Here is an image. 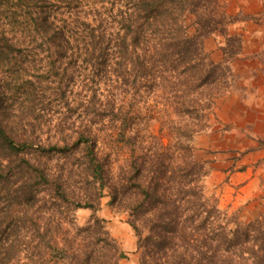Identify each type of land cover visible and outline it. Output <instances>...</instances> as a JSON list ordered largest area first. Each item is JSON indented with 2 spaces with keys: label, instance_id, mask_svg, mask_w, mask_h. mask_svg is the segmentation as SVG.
<instances>
[{
  "label": "trees",
  "instance_id": "trees-1",
  "mask_svg": "<svg viewBox=\"0 0 264 264\" xmlns=\"http://www.w3.org/2000/svg\"><path fill=\"white\" fill-rule=\"evenodd\" d=\"M28 1L30 11L20 8L17 20L0 24V264H120L128 258L97 215L107 185L92 127L77 132L73 145L67 119L49 121L62 144L45 143L41 135L42 84L64 82L56 66L72 64L62 61L70 53L115 65L101 80L118 93L95 118L108 114L117 141L131 149L129 171L112 196L114 202L122 196L130 212L140 264H264V209L250 222L222 211L205 192L209 170L193 146L194 137L210 129L215 100L236 87L232 62L242 55L243 39L229 26L238 17L225 12L222 0H101L80 11L67 3L73 19L59 21L47 5ZM187 16L195 18L193 35ZM218 35L225 39L220 62L205 48ZM29 55L55 59L37 81L31 68L6 77L10 64ZM141 92L155 101L149 116L169 144L163 135H149L153 142L144 145L135 123L140 113L119 105L122 95ZM162 113L169 118L160 121ZM70 150L81 151L99 190L95 197H72L63 175L44 162ZM79 210L92 211L86 224L79 223Z\"/></svg>",
  "mask_w": 264,
  "mask_h": 264
},
{
  "label": "rangeland",
  "instance_id": "rangeland-1",
  "mask_svg": "<svg viewBox=\"0 0 264 264\" xmlns=\"http://www.w3.org/2000/svg\"><path fill=\"white\" fill-rule=\"evenodd\" d=\"M32 1L39 5V8L47 5L51 19L55 17V19L63 21L64 19H73V16L68 14L67 3L71 2L73 5H78L80 11L81 8L93 7L95 3H99L101 0ZM227 1L222 0L225 12ZM31 6L32 4L28 0H22V2L20 0H0V24L17 20L19 17L14 13L16 11L20 13L21 9L30 11ZM22 17L29 18L27 14ZM237 17L242 20H251L248 17H240V15ZM194 20L193 16L186 17V25L190 35L195 33ZM224 45L225 39L218 35L210 37L206 41L205 48L212 59L218 62L223 57L221 47ZM260 57L259 62L262 63L261 81H264V51ZM54 59V57L48 58L47 55L22 57L20 58L22 64H10L9 68H6L8 71L6 77L15 78L20 75L22 68H31L30 73L34 75L35 78L33 79L37 81V78L40 79L43 73L42 69H44L45 64ZM85 59L91 58L70 53L62 61L66 63L72 60V64L56 66L60 76L64 77V82L60 83L59 78H56L53 80L54 83L42 84L45 90L42 93V102H40L43 111L39 112L38 110V114L42 116L40 120L43 119L45 122L41 135H43V142L45 143L62 144L63 142L59 141L60 136L56 135V130L50 125L58 122L57 119H67L70 130H67L66 133L73 136L69 140L73 145L76 141L77 132L83 130L85 126L92 127L93 136L95 135L98 141L96 151L104 166V181L107 185L103 190L97 215L106 221L108 231L128 254V258L121 261L120 264H140L136 232L129 225L130 212L123 202L122 196L115 202L112 196L114 186H117L129 171L131 149L126 144L117 141L114 135L116 132L114 130L116 129L115 124L110 121L108 114H105L102 120L95 118L98 117L96 115L104 111L105 105L101 108L100 105L112 101L115 94L118 93L113 83L108 84L104 82L105 80H101V75L103 76L106 70L110 71L111 68H115V65L111 64L110 67H107L94 62L86 63ZM237 59L246 60L244 63L245 72L246 70L250 72L247 77L248 82H244L240 76L236 75L238 77L236 87L230 93L215 100V114L211 117L210 129L196 135L193 146L196 159L205 163L209 170L208 176L204 179L206 194L218 201V206L222 211L229 215H237L244 222H250L259 218L264 209V136L256 139L257 146L254 147L252 57L242 58L241 55ZM40 60H45V63L41 65L38 62ZM248 60L251 61L248 62ZM56 68L55 71H57ZM119 101V105H122L125 111L133 109V111L140 113L135 123L137 132L146 137L144 145L153 142L149 135H163L165 144H169L167 137L160 132L162 128L160 122L151 120L149 116L147 107L155 105L153 99L145 97L141 92L133 98L122 95ZM168 118L169 116L164 113L159 115L160 121ZM70 151L69 154L61 153L49 158L46 157L44 162L52 171L63 175L72 197L81 196L82 199L95 197L99 190L94 184L95 179L91 176L81 151L78 153L73 150ZM92 215L91 210L76 212L81 225L86 224Z\"/></svg>",
  "mask_w": 264,
  "mask_h": 264
},
{
  "label": "crops",
  "instance_id": "crops-1",
  "mask_svg": "<svg viewBox=\"0 0 264 264\" xmlns=\"http://www.w3.org/2000/svg\"><path fill=\"white\" fill-rule=\"evenodd\" d=\"M226 12L232 17L240 15L251 19L236 20L230 24L229 32L243 39L242 58L252 57V130L255 134L253 145L256 147V139L264 136V81H261L262 63L259 62L260 54L264 51V0H228ZM244 63L246 60L236 58L232 68L247 83L250 72H245Z\"/></svg>",
  "mask_w": 264,
  "mask_h": 264
}]
</instances>
